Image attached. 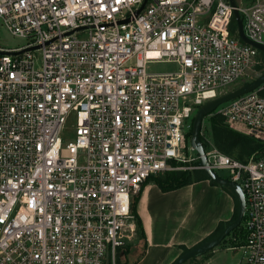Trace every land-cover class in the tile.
Here are the masks:
<instances>
[{"label": "built area", "instance_id": "built-area-1", "mask_svg": "<svg viewBox=\"0 0 264 264\" xmlns=\"http://www.w3.org/2000/svg\"><path fill=\"white\" fill-rule=\"evenodd\" d=\"M234 2L0 0L2 24L27 40L0 46V264H118L145 181L204 169L194 116L260 57L235 9L264 44V0ZM158 62L176 68L149 71ZM263 86L215 113L264 144ZM203 139L208 166L245 194L235 264H264V149L243 161Z\"/></svg>", "mask_w": 264, "mask_h": 264}, {"label": "crops", "instance_id": "crops-1", "mask_svg": "<svg viewBox=\"0 0 264 264\" xmlns=\"http://www.w3.org/2000/svg\"><path fill=\"white\" fill-rule=\"evenodd\" d=\"M163 173V172H162ZM209 178L163 191L154 179L147 180L139 192L136 211L142 231L118 252V264H171L182 252L201 243L221 222L235 212L233 195ZM232 246L216 247L209 261L235 264L229 259Z\"/></svg>", "mask_w": 264, "mask_h": 264}, {"label": "trees", "instance_id": "trees-1", "mask_svg": "<svg viewBox=\"0 0 264 264\" xmlns=\"http://www.w3.org/2000/svg\"><path fill=\"white\" fill-rule=\"evenodd\" d=\"M233 26L236 27L235 21L233 22ZM264 68V52L260 54L259 62L256 66V69ZM260 94L264 96V87L259 90ZM209 116V122L211 127V137L215 145L218 147L219 150L222 152L246 161L249 157H251L256 151L264 149V144L260 141L256 140L250 135H247L243 132L235 130L229 127L219 113H212ZM191 131L188 133V137H190ZM202 142L204 143L203 136L200 135ZM205 145V144H204ZM208 178L204 169H185V170H170L160 173L155 176L149 177V179H154L155 182L160 186L163 191H168L172 189L179 188L186 184H189L193 181ZM146 180V181H147ZM145 181V182H146ZM213 184H217L215 181L210 180ZM224 189L228 190L235 199V212L232 219L228 222H221L215 231L209 235L205 240L210 239L217 235L222 229L233 221L239 209V202L237 195L233 190L228 187H223ZM139 193L134 197L132 201V211L136 218V225L137 230L142 231V225L140 218L136 211V203L138 200ZM204 240V241H205ZM246 240V231L243 224H240L238 227L234 228L223 240L221 243L225 244L226 246H237L241 245ZM220 243V244H221ZM183 251L188 250L189 248L186 246H182ZM209 252V251H208ZM206 252V253H208ZM205 253V254H206Z\"/></svg>", "mask_w": 264, "mask_h": 264}, {"label": "water", "instance_id": "water-1", "mask_svg": "<svg viewBox=\"0 0 264 264\" xmlns=\"http://www.w3.org/2000/svg\"><path fill=\"white\" fill-rule=\"evenodd\" d=\"M230 1L232 5H235L234 0H230ZM234 17L238 25L240 37L245 42L256 46L260 51L264 52V44L254 42L246 37L244 30H243L242 20H241V17L237 9L234 10ZM262 85H264V72L258 75L252 81H247L246 83L242 84L238 88L233 89L229 92L219 95L218 97L212 100L205 102L203 105L199 107L196 115L194 116L192 128H191V134H190V143H191V147L194 150H196L197 154L199 155V159H200L199 164L204 167V171L209 179L215 181L220 186L228 187L235 192L238 198V202H239V209H238V214L236 218L233 221H231L229 224H227L222 229V231H220L214 237L207 239L205 241H202L201 243H198L190 247L188 250L183 251L171 264H183L184 262H186L187 260L191 258L205 254L206 252L218 246L222 242V240L234 228L242 224L243 217H244V211H245V194L238 182L220 176L215 170H213L211 167L208 166L207 158L205 156L204 145L200 138V135H201V129H202L204 119L208 115L212 114L219 105L233 98H236L242 94L258 89L262 87Z\"/></svg>", "mask_w": 264, "mask_h": 264}, {"label": "rangeland", "instance_id": "rangeland-1", "mask_svg": "<svg viewBox=\"0 0 264 264\" xmlns=\"http://www.w3.org/2000/svg\"><path fill=\"white\" fill-rule=\"evenodd\" d=\"M27 42L26 39L19 37L17 35L12 34L0 21V46L1 47H5V48H12V47H17V46H22ZM262 53V51H260V54ZM174 68H176V65L173 63H169V62H158V63H151L148 66L149 71L151 72H162V71H168V70H173ZM264 72V68L262 69H256V71L253 73L251 79L249 81H252L253 79H255L258 75H260L261 73ZM244 83H236V84H231L226 86L224 89H222L221 95L229 92L233 89L238 88L239 86H241ZM264 87V86H263ZM216 111V110H215ZM215 111L213 113H215ZM195 115V114H194ZM203 130V137L204 135L206 136H210L211 137V127H210V122H209V116H207L204 121H203V125H202V129ZM202 135V134H201ZM188 145L191 146L190 143V137L188 139ZM191 154H197L196 150L194 151H190ZM194 163L192 162V165ZM220 176L224 177V178H228L230 177L229 172L227 170L224 169H219L216 171ZM225 246V244L221 243L218 246V249H222ZM215 247V248H216ZM213 248L212 250H210L208 253L191 258L189 260H187L186 262H184L183 264H216L213 261H209V258L211 255L214 254L213 250L215 249ZM227 257L229 259H233L235 261H237L240 258V254L238 252H233V251H229L227 253Z\"/></svg>", "mask_w": 264, "mask_h": 264}]
</instances>
